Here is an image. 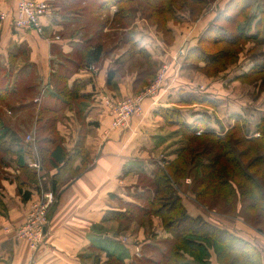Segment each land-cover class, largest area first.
I'll list each match as a JSON object with an SVG mask.
<instances>
[{"label":"crops","instance_id":"crops-1","mask_svg":"<svg viewBox=\"0 0 264 264\" xmlns=\"http://www.w3.org/2000/svg\"><path fill=\"white\" fill-rule=\"evenodd\" d=\"M44 1L48 4V12L41 19L43 33L39 35L34 31L15 28L12 24L15 0H0V12H7L0 33V68L10 70L13 80L32 74L30 82L37 94L40 93V88L45 89L41 100L53 91L58 72L66 64V59L78 57V53H74L82 41L83 32L80 29L70 35L76 16L64 15L59 0ZM114 12L115 8L112 6L110 14ZM176 20L180 21L177 17ZM67 24L69 26L65 27ZM138 27H134L133 35L136 48L147 53L152 65L155 58L154 44H151L150 38L145 37ZM168 28L174 37L171 25ZM104 31L109 33V37L103 39L105 53L100 62L94 65L95 70L82 67L74 70L67 78L69 87L81 85V97L76 100V104L72 102L70 107L63 110V118L57 124L66 150L71 153L81 143L88 163L79 175L69 178L65 176L57 185L54 203L47 213L48 223L43 241L35 251L28 247L26 240H16L13 237V230L24 222L30 202L36 197L37 191L30 188V198L27 200L17 191V159L23 149L18 141L21 138L19 131L8 122L27 120L30 97L20 93L18 99L11 97L5 99L3 104L0 103V115L9 126L7 136H10L9 140L7 136L0 140V264H108L109 252L122 258L125 263L138 264L136 259L139 258L154 260L153 255L157 256L158 253L153 247H158L161 243L153 240L152 236L164 237L166 234L162 227L153 223L152 229L145 234V242L138 244L140 250L137 253L134 249L136 243L126 244L128 242L120 241V225L112 213L123 212L122 203L143 205L134 198L135 191L142 190L138 187V174L143 172L151 176L157 167L159 157H156L162 152L160 149L164 148V136L161 135L164 132V122L157 110L175 106L180 99L192 100L197 104H205L203 101H207L209 107L214 109L215 118L220 124L222 117L228 120L229 127L233 125L230 120L244 118V108L234 109L226 105L235 103V99L222 92L221 84L210 87L206 92L198 89L194 92L196 87L191 81L166 76L158 91L144 99L141 115L132 116L124 128L111 129L112 116L101 100L102 95L118 100L139 94L146 89L148 83L145 82L147 76H142L143 73L157 71L158 67H149L144 60L139 67H126L127 60L116 63V59L123 54L120 44L129 43L125 39V30L113 31L106 26ZM113 32H116L118 39L112 43ZM195 45V41H190L187 48ZM157 46L163 51L161 44ZM113 49L117 53L107 55ZM169 55L170 53H164L168 61L171 60ZM237 75H231L230 81L234 82ZM10 85L9 88L15 87L14 82ZM35 98L36 96L33 99ZM11 102L15 104L11 106ZM4 110L8 111L7 115ZM182 113L187 121H192L198 115ZM262 115H259V119ZM226 129L228 128L223 131ZM167 159L163 158L164 161ZM24 161H28L27 156ZM82 165L80 158L74 163V167ZM131 223L130 226L138 225L139 231L145 232L144 227L147 225L144 222ZM218 227L225 228L255 245L264 264V233L249 225L233 222L229 226ZM209 262L219 264L212 251ZM185 264L195 262L187 258Z\"/></svg>","mask_w":264,"mask_h":264},{"label":"trees","instance_id":"trees-1","mask_svg":"<svg viewBox=\"0 0 264 264\" xmlns=\"http://www.w3.org/2000/svg\"><path fill=\"white\" fill-rule=\"evenodd\" d=\"M59 1L64 15L76 16V23L72 24L74 27L70 33L73 35L81 29L82 41L74 53H78V57L65 60L66 64L58 72L53 91L41 100L38 110L35 109L33 100L37 90L30 82L32 74L13 80L10 70L0 68V103L3 104L5 99L17 93L30 97L27 118H30V124L35 122L42 175L51 172V191L57 188L66 173L75 177L88 163L81 143L71 153L66 150L57 124L63 118V110L70 107L72 102L76 104V100L81 97V85H67L69 75L79 68L96 65L105 53L103 39L109 37V33L104 31V27L108 26L113 31L125 30V39L131 46L119 57L120 62L135 53L148 60L147 53L137 49L133 39L135 31L131 24L137 11L156 24L165 35L171 36L167 22L176 18L177 10L188 8L190 16L194 18L212 0ZM112 6L116 11L111 15ZM257 18H260L257 24L264 25V0H229L208 22L205 30L198 36L196 45L189 48L185 57L186 64L197 66V69L208 76L216 75L224 69L227 62L231 63L236 59L247 40L260 35V30L251 31V24ZM112 34L113 43L118 36L116 32ZM218 45L220 46L213 52ZM235 78L243 82L258 80L264 85V61ZM12 82L15 83L13 89L9 88ZM203 102L209 104L207 101ZM157 114L166 126L181 129V136L186 144L176 151L174 159L166 160L164 168L155 167L151 176L143 172L138 174V187L142 190L135 191L134 198L143 205L122 203L124 211L112 213L119 225H122V220L125 223L137 221L142 224L152 216L161 220L162 229L167 236H152L153 240L163 245V249L153 247L159 258L155 261L139 258L136 262L185 264L186 259L191 258L195 264H210L212 251L219 264H262L261 253L251 242L210 223L202 216L191 215L173 183L190 175L192 192L201 206L220 214L238 215L249 226L264 233V115L253 132L244 129V120L237 119L221 134L209 127L211 117L207 115L201 114L200 117L187 121L182 111L173 107H161ZM213 120L219 125L216 119ZM8 132L9 126L0 115V140ZM254 132L259 135H252ZM18 141L23 150L17 159V191L27 200L30 198V188L38 190V177L35 170L28 166V161H24L25 156L30 158V151L23 144V137ZM78 158L83 165L74 167ZM107 255L108 264H133L125 263L122 258L110 252Z\"/></svg>","mask_w":264,"mask_h":264},{"label":"rangeland","instance_id":"rangeland-1","mask_svg":"<svg viewBox=\"0 0 264 264\" xmlns=\"http://www.w3.org/2000/svg\"><path fill=\"white\" fill-rule=\"evenodd\" d=\"M229 0H212L208 2L205 8L201 11L200 14L195 16L194 18L190 16L188 8H182L180 10L176 11V17L179 20L173 19L169 22H167L168 26L171 25L173 28L172 32H174V37L170 36L168 34L165 35L162 30H160L156 24L151 23L144 15H142L140 12H136L133 17V22L131 24V27L134 28L135 26H139L138 30L142 32L145 37L148 36L150 40L152 41L151 44H154L155 54L153 53V56L155 57L153 59V66L158 67L157 71L153 70L152 72L143 73L142 76H147L146 81L148 82L145 88L148 87L150 83H153L160 75L162 76V83L164 82V79L166 76L168 78H184L189 81H191L194 86L196 87L194 89V92H197V89L203 92H206L210 87L214 88L215 85L221 84L222 86V92L227 93L230 97L235 99V103L233 104H226L227 106L233 107L234 109H241L243 110V115L245 119L244 120V129H247L249 132H253L256 126V122H259V115L262 113L264 115V85L260 83V81H251V82H243L235 78L234 82L230 81L229 77L232 75H240L243 72L249 71L252 67H254L257 64H260L264 61V25L261 26L257 24V21L260 18H257V20H254L251 24V31L257 32L258 30L261 31L260 35L255 37V39L247 40L243 46L241 47L240 52L236 56V59L231 63H226L223 67L224 69L220 72H218L216 75L208 76L201 72L199 69H197L195 65L191 64V66L187 65L185 62L187 51L189 50L188 44L190 41L197 42L198 36L205 30L208 22H210L213 17L224 8L226 3H228ZM15 5V3H14ZM115 8V7H114ZM116 11V8H115ZM253 12V11H251ZM263 24V23H262ZM72 33H70L71 35ZM126 37V35H125ZM125 43V44H123ZM120 44L119 47H121V52L124 53V51H128L130 49V43L123 42ZM161 44L163 51H161L160 47L157 45ZM150 45V44H149ZM166 45V46H165ZM215 46L213 49V52L216 51V48L219 47ZM109 53H117V50H110L108 51L107 55ZM164 53H170V61L166 59L164 56ZM173 56V57H172ZM142 60L149 66L153 67L149 62L150 58L146 60L138 53H135L131 57H128L126 67H139L143 64ZM116 63L120 62L119 57L115 61ZM203 62V61H202ZM202 62H199L202 65ZM204 63V62H203ZM169 71L167 72L168 68ZM237 75V76H238ZM214 78H218L217 80H213ZM228 79V80H226ZM218 81V82H216ZM221 82V83H219ZM224 86V87H223ZM11 87V85H9ZM38 86V90H39ZM205 90V91H204ZM40 92V93H39ZM36 97H41L45 93V89L40 88ZM210 93V92H209ZM192 95H199L192 93ZM203 95V94H201ZM19 94H15L13 96V99H18ZM20 100V99H19ZM34 100V99H33ZM15 101V100H14ZM180 102L175 105L171 106L173 108L180 109L182 112H190V113H198L197 116L200 117V115H207L208 117H211V123H209V127L216 128V131L219 133H224V128H229L227 126V121L224 117H222V121L219 125L214 122L213 119L215 118L214 115V109L212 107H209L210 104H197L194 101L180 99ZM194 102V104H193ZM35 103V109H39L40 102H34ZM15 103L11 102V106ZM14 110V109H13ZM6 112V110H4ZM8 112V111H7ZM6 112V115L8 114ZM196 116V117H197ZM261 118V117H260ZM237 120V119H235ZM235 120H230V123H234ZM30 121V118L27 120H10V125L16 128L17 131H19L20 135L23 137V144L26 146V148L30 151L31 149H34L38 155L40 156L38 147L36 145V133H35V122L33 121L31 124H27V122ZM164 122V121H163ZM213 122V123H212ZM218 126H220V130H218ZM164 132L161 134L164 136V142L162 143V147L160 150L162 152H159L158 156V162L157 166L164 168L166 166V161L163 160L164 157H167L168 159H174L176 157V151L180 149L183 145L186 144V140H184L183 136H181L182 131L180 128H177L175 126H166L164 124L163 128ZM31 134L34 138L33 142H27L25 140L26 135ZM252 135L258 136L259 134L257 132H254ZM8 140L10 139V136H7ZM12 138V137H11ZM7 140V139H6ZM1 143V142H0ZM40 159V158H39ZM41 164V162H40ZM42 166V164H41ZM50 175L49 174L43 175L45 178L39 180L40 189L37 190L36 197L37 198L40 190L43 188L49 187L50 184ZM71 177L70 174L66 173V178ZM189 177V178H188ZM65 180V179H64ZM61 182V181H60ZM176 191L183 199V204L185 205L188 212L192 215H199L205 218L207 221H209L212 224H216L218 226L222 225H228L229 223H239L241 225H248L244 222V220L237 216H234L235 214H220L215 211H211L207 209L204 206H201L195 197V194L192 192L191 185H192V178L190 175H187V178H184L182 181L179 180L177 182L173 183ZM55 191V190H54ZM53 191V193H54ZM55 195V194H54ZM32 199L31 202L34 200ZM30 202V203H31ZM122 225H120L119 232L118 233L120 239L125 237L127 242L126 244H134L136 247H140L138 244H143L146 238L145 234L150 228L152 229L153 223H156L157 225L161 226V220L157 216H152L149 218V220L145 219L144 224L145 226V232L139 231L138 225H131V222L125 223L123 220L121 221ZM136 223H138L136 221ZM130 226V227H129ZM142 234V235H141ZM142 236H145L142 238ZM167 234L164 236L166 237ZM161 237V238H164ZM160 246L159 249L162 247V244H158ZM135 249V248H134ZM149 253L147 254V256ZM154 260H157L159 256L153 255ZM146 264H152V263H146Z\"/></svg>","mask_w":264,"mask_h":264},{"label":"built area","instance_id":"built-area-1","mask_svg":"<svg viewBox=\"0 0 264 264\" xmlns=\"http://www.w3.org/2000/svg\"><path fill=\"white\" fill-rule=\"evenodd\" d=\"M47 12L48 4L44 0H15L12 24L15 28L34 31L41 35L43 33L41 19ZM6 18L7 12H0V33ZM87 69L94 71L95 66L91 64ZM161 83L162 76L160 75L143 92L118 100L107 95H102L101 100L109 108V114L112 116L111 129L124 128L132 116L141 115L144 99L147 96H153L158 91ZM40 96L42 97V92ZM41 97H36L34 102H40ZM25 140L33 142L34 138L31 134H28ZM28 166L35 170L38 177V189H40L39 180L45 177L42 175L40 159L34 149L30 150ZM54 200L55 195L49 187L41 189L37 198L30 203L24 222L13 230L14 239L26 240L31 250H37L43 241L45 228L48 223L47 213ZM120 241L122 243L127 242L125 237L121 238ZM139 250V247H135L137 253Z\"/></svg>","mask_w":264,"mask_h":264}]
</instances>
